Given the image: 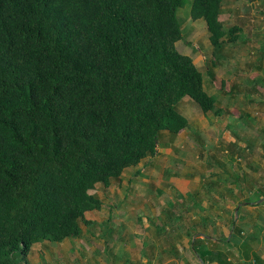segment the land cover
<instances>
[{
	"label": "trees",
	"instance_id": "trees-1",
	"mask_svg": "<svg viewBox=\"0 0 264 264\" xmlns=\"http://www.w3.org/2000/svg\"><path fill=\"white\" fill-rule=\"evenodd\" d=\"M184 4L0 0V264H18L46 240L79 239L85 213L101 208L95 185L154 156L161 132L188 127L176 109L184 97L219 114L192 58L176 50ZM221 4H190L214 54L237 37L235 26L223 28ZM230 218L226 242L237 245ZM198 245L205 264L210 251Z\"/></svg>",
	"mask_w": 264,
	"mask_h": 264
},
{
	"label": "rangeland",
	"instance_id": "rangeland-1",
	"mask_svg": "<svg viewBox=\"0 0 264 264\" xmlns=\"http://www.w3.org/2000/svg\"><path fill=\"white\" fill-rule=\"evenodd\" d=\"M191 1L176 12L182 34L176 50L192 58L219 114H203L184 97L176 109L188 127L178 134L161 132L154 156L124 170L107 188L95 185L90 193L101 208L85 213L81 237L34 244L18 264H139L134 245L141 243L144 218L209 216L223 199L262 201L264 0H222L219 19L225 31L235 26L237 37L216 54L204 21L190 18ZM256 216L261 226L264 216Z\"/></svg>",
	"mask_w": 264,
	"mask_h": 264
},
{
	"label": "crops",
	"instance_id": "crops-1",
	"mask_svg": "<svg viewBox=\"0 0 264 264\" xmlns=\"http://www.w3.org/2000/svg\"><path fill=\"white\" fill-rule=\"evenodd\" d=\"M252 192L257 193L256 187ZM228 200L223 199L218 204L219 212L209 216L144 218L141 243L134 245L140 252L139 264H202L193 252L195 240L201 252L210 251L203 255L205 264H264V222L258 226L254 219L264 208L250 206L253 202ZM204 204L201 207L207 210ZM251 208L259 211L248 214ZM232 214L240 231L237 245L226 242L232 232ZM218 251L222 252L219 259L215 257Z\"/></svg>",
	"mask_w": 264,
	"mask_h": 264
},
{
	"label": "water",
	"instance_id": "water-1",
	"mask_svg": "<svg viewBox=\"0 0 264 264\" xmlns=\"http://www.w3.org/2000/svg\"><path fill=\"white\" fill-rule=\"evenodd\" d=\"M264 201V198L262 199V201H260V202H263Z\"/></svg>",
	"mask_w": 264,
	"mask_h": 264
}]
</instances>
